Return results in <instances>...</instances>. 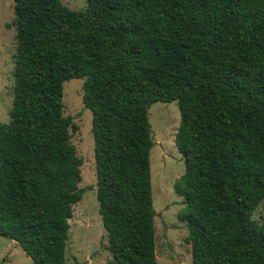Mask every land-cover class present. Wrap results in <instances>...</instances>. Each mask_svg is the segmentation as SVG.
<instances>
[{
	"label": "trees",
	"instance_id": "1",
	"mask_svg": "<svg viewBox=\"0 0 264 264\" xmlns=\"http://www.w3.org/2000/svg\"><path fill=\"white\" fill-rule=\"evenodd\" d=\"M13 102L0 121V236L64 264L82 159L63 83L92 114L105 264L155 252L148 109L177 101L178 218L192 264H264V0H14ZM9 26V24H7Z\"/></svg>",
	"mask_w": 264,
	"mask_h": 264
},
{
	"label": "rangeland",
	"instance_id": "2",
	"mask_svg": "<svg viewBox=\"0 0 264 264\" xmlns=\"http://www.w3.org/2000/svg\"><path fill=\"white\" fill-rule=\"evenodd\" d=\"M73 10H82L86 0H61ZM14 0H0V121L10 120L13 102V71L15 63V29L12 24ZM9 24V26L7 25ZM83 78H71L63 83V114L78 124L70 141L82 159L79 188L83 193L73 204L69 219L64 264H105L111 255L107 236L99 214L96 198L94 140L91 131V111L82 102ZM153 137L150 170L153 208L156 211L155 252L161 264H192L188 228L178 214L184 207L183 198L174 189L184 174L185 163L175 144L180 124L177 101L155 102L147 112ZM253 218L264 220V200L256 207ZM0 264H35L15 241L0 236Z\"/></svg>",
	"mask_w": 264,
	"mask_h": 264
}]
</instances>
